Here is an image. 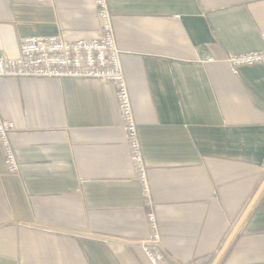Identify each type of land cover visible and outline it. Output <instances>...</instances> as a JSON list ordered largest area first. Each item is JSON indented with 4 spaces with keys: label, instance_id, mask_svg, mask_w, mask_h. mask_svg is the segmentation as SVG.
Returning a JSON list of instances; mask_svg holds the SVG:
<instances>
[{
    "label": "crops",
    "instance_id": "obj_1",
    "mask_svg": "<svg viewBox=\"0 0 264 264\" xmlns=\"http://www.w3.org/2000/svg\"><path fill=\"white\" fill-rule=\"evenodd\" d=\"M165 250L211 264L264 181V0H109ZM29 36L98 39L95 0H0V58ZM211 58L212 60H209ZM20 171L0 146V264H152L111 84L0 78ZM218 264H264V193Z\"/></svg>",
    "mask_w": 264,
    "mask_h": 264
},
{
    "label": "built area",
    "instance_id": "obj_2",
    "mask_svg": "<svg viewBox=\"0 0 264 264\" xmlns=\"http://www.w3.org/2000/svg\"><path fill=\"white\" fill-rule=\"evenodd\" d=\"M100 19L101 36L98 39L65 40L59 36H29L20 43V54L11 58H0V78L27 79H92L113 86L120 109L124 130L131 151V161L142 183V194L146 200L147 220L150 231L146 238L138 241L152 264H190L178 262L164 248L157 223V216L150 194L149 166L145 162L138 122L135 119L127 77L119 47L113 14L109 0H95ZM263 47L260 50L231 53L226 59L233 73L246 65L264 64ZM209 60H212L209 58ZM16 125L5 118L0 108V146L7 169L13 174L20 171V162L11 140Z\"/></svg>",
    "mask_w": 264,
    "mask_h": 264
},
{
    "label": "water",
    "instance_id": "obj_3",
    "mask_svg": "<svg viewBox=\"0 0 264 264\" xmlns=\"http://www.w3.org/2000/svg\"><path fill=\"white\" fill-rule=\"evenodd\" d=\"M263 193H264V181L262 182V184L257 189V192L254 194L250 203L248 204L249 206L246 208V210L243 212V214L238 219L239 221L237 222V225L233 228V230L229 234L230 236L227 238V240L223 244L222 248L220 249L221 251L219 252V254L216 256V258L214 259V261L211 264H218L220 262V260L222 259V257L226 253L228 247L231 245V243L237 237L238 231L242 227L243 223L246 221V218L251 213L252 209L255 206V203L258 201V199L261 197V195Z\"/></svg>",
    "mask_w": 264,
    "mask_h": 264
}]
</instances>
